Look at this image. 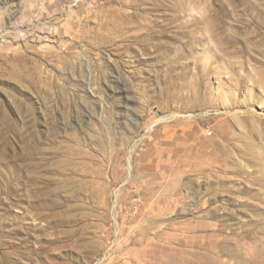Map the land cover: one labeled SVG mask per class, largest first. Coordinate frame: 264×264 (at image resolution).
Segmentation results:
<instances>
[{
    "label": "rangeland",
    "instance_id": "1",
    "mask_svg": "<svg viewBox=\"0 0 264 264\" xmlns=\"http://www.w3.org/2000/svg\"><path fill=\"white\" fill-rule=\"evenodd\" d=\"M0 264H264V0H0Z\"/></svg>",
    "mask_w": 264,
    "mask_h": 264
},
{
    "label": "bare ground",
    "instance_id": "2",
    "mask_svg": "<svg viewBox=\"0 0 264 264\" xmlns=\"http://www.w3.org/2000/svg\"><path fill=\"white\" fill-rule=\"evenodd\" d=\"M142 257H143V256H142ZM138 258H139V257H138ZM144 258H145V257H144ZM139 259H140V258H139ZM142 259H143V258H142ZM142 259H141V260H142ZM186 260H187V259H186ZM138 261H139V260H138Z\"/></svg>",
    "mask_w": 264,
    "mask_h": 264
}]
</instances>
